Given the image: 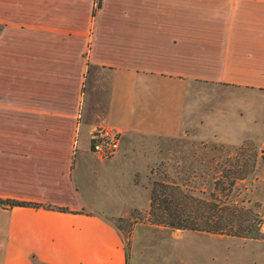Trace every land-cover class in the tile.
I'll list each match as a JSON object with an SVG mask.
<instances>
[{"label":"crops","instance_id":"0c3cea01","mask_svg":"<svg viewBox=\"0 0 264 264\" xmlns=\"http://www.w3.org/2000/svg\"><path fill=\"white\" fill-rule=\"evenodd\" d=\"M237 95L264 105V0H0V199L66 211L0 205V264H129L138 138L264 150Z\"/></svg>","mask_w":264,"mask_h":264},{"label":"rangeland","instance_id":"374dc122","mask_svg":"<svg viewBox=\"0 0 264 264\" xmlns=\"http://www.w3.org/2000/svg\"><path fill=\"white\" fill-rule=\"evenodd\" d=\"M235 97L232 102L239 108L259 109L263 105L244 96ZM138 141L147 165L135 174L134 181L148 192L150 181L165 172L187 193L209 199L213 182L222 169L233 171L240 166L235 177L244 175V179L235 183L228 200L258 213L264 235V150L251 143L247 144L248 148L245 145L233 148L218 142L197 141L191 136L162 140L139 137ZM148 210L149 207L136 210L137 220L132 219L130 225L112 221L122 234L129 264H264V238L245 240L204 232L172 231L151 224Z\"/></svg>","mask_w":264,"mask_h":264},{"label":"trees","instance_id":"16d2710c","mask_svg":"<svg viewBox=\"0 0 264 264\" xmlns=\"http://www.w3.org/2000/svg\"><path fill=\"white\" fill-rule=\"evenodd\" d=\"M250 163L253 167L255 155L252 156ZM238 168L233 171L222 169L221 174L213 182V191L209 194V199L187 193L167 173H161L158 178L150 181L148 218L151 224L166 227L172 231L204 232L245 240L264 238L260 230L262 225L260 215L250 208L228 200L235 183L244 179V175L235 177L236 172H239ZM0 205L66 212L61 208L11 200L0 199ZM136 213L138 212L133 210L128 217L113 218L111 222L114 221L118 225L124 223L130 225L137 220ZM115 227L118 229L117 226ZM32 264L43 263L32 260Z\"/></svg>","mask_w":264,"mask_h":264},{"label":"built area","instance_id":"2783aa9c","mask_svg":"<svg viewBox=\"0 0 264 264\" xmlns=\"http://www.w3.org/2000/svg\"><path fill=\"white\" fill-rule=\"evenodd\" d=\"M120 145V133L113 128L103 127L92 137L89 151L102 159L112 157Z\"/></svg>","mask_w":264,"mask_h":264}]
</instances>
